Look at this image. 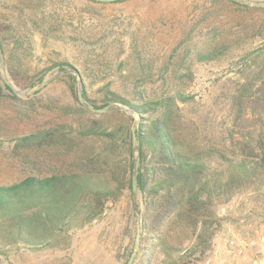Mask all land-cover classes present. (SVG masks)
I'll use <instances>...</instances> for the list:
<instances>
[{"label": "rangeland", "instance_id": "374dc122", "mask_svg": "<svg viewBox=\"0 0 264 264\" xmlns=\"http://www.w3.org/2000/svg\"><path fill=\"white\" fill-rule=\"evenodd\" d=\"M0 39L15 88H37L69 63L97 107L108 92L137 105L142 96L151 110L166 106L184 152L210 157L213 146L236 157L264 137V107L245 108L236 99L259 96L264 87V0H0ZM67 75L32 94L13 90L17 99L0 94V183L80 170L74 154L16 149L13 142L58 123L77 127L100 118L80 113L79 80L75 97ZM129 116L142 125L141 116ZM145 210L141 192L135 198L126 189L100 218L73 225L51 246H3L0 264H128L139 239L133 264H264V175L216 206L221 226L204 255L188 254L191 232L175 221L162 239L142 243Z\"/></svg>", "mask_w": 264, "mask_h": 264}, {"label": "trees", "instance_id": "16d2710c", "mask_svg": "<svg viewBox=\"0 0 264 264\" xmlns=\"http://www.w3.org/2000/svg\"><path fill=\"white\" fill-rule=\"evenodd\" d=\"M1 48L3 51V45ZM57 66L62 72L74 68L69 63ZM65 78L75 83L73 93L77 97L76 76L69 74ZM259 91V96L246 97L240 93L236 99L245 108L264 107V87ZM82 92L95 109L129 106L141 116L143 123L135 130L139 158L134 151L136 119L121 110L103 113L99 119L86 117L77 127L73 123H58L14 137L16 149L54 151L59 157L75 155L80 170L31 174L13 183H0V251L3 246L14 244L51 246L73 225L85 226L97 220L110 204L120 200L124 190L132 193L134 170L138 166V190L146 201L142 243L150 237L162 239L166 224L175 221L191 232L193 251L188 254L211 252L221 226L216 206L250 188L255 178L264 175V137L256 149L249 147L236 157L227 156L213 146L210 157L184 152L166 106L151 110L152 102L147 103L142 96V104L137 105L108 92L105 105L97 107L87 97L84 85ZM0 94L18 98L2 75ZM178 98L182 103L188 100L181 93ZM167 106L171 108L169 103ZM80 111L92 114L83 106ZM133 252H127L126 263Z\"/></svg>", "mask_w": 264, "mask_h": 264}, {"label": "water", "instance_id": "95a60500", "mask_svg": "<svg viewBox=\"0 0 264 264\" xmlns=\"http://www.w3.org/2000/svg\"><path fill=\"white\" fill-rule=\"evenodd\" d=\"M94 1H99V2H116V1H119V0H94ZM0 65H1V69H2L3 75H4V79L11 86V88L17 94H19V95H26V94L35 93L38 90H40L41 88L45 87L50 81H52V80H54V79H56L58 77H61L63 75L73 74L79 80V100H80L81 104L83 106H85L87 109H89L90 111H92L93 113L103 114V113H108V112H111V111L121 110V111H123V112H125V113H127L129 115H136L138 119L140 118V115L138 113H136L133 109L124 107L122 105L111 106V107H108L106 109H95L92 105H90L89 103H87L84 100V97H83V94H82V86H83L82 76H81L80 72L76 68L69 69V70H67L65 72H62V73H59V74L55 75L54 77H52L48 81L43 82L37 88L28 89V90H19V89H17V88L14 87L13 83L9 79V76H8V73H7V69H6L5 64H4V61H3V52H2L1 46H0ZM136 126H137V122L134 124V127H133V130H134V151L135 152L138 151V147H137V143H136V133H135ZM133 193H134L135 198L137 197V195L139 193V190H138V179H137V167H135L134 175H133ZM142 214H143V212H140V217H142ZM140 228H141V221H140ZM140 244H141V240L139 239L138 240V248L131 255V258H130L128 264H133V262L135 260V257L137 256V253H138Z\"/></svg>", "mask_w": 264, "mask_h": 264}]
</instances>
